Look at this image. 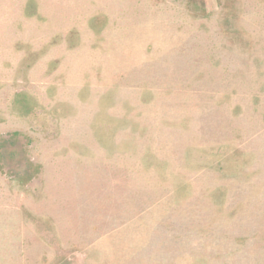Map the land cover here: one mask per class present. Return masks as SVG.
I'll return each instance as SVG.
<instances>
[{"label": "rangeland", "instance_id": "rangeland-1", "mask_svg": "<svg viewBox=\"0 0 264 264\" xmlns=\"http://www.w3.org/2000/svg\"><path fill=\"white\" fill-rule=\"evenodd\" d=\"M0 264H264V0H0Z\"/></svg>", "mask_w": 264, "mask_h": 264}]
</instances>
